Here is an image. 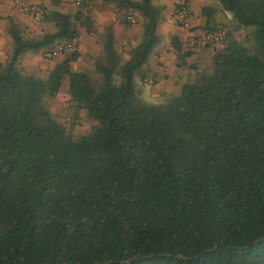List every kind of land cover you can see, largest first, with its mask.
Listing matches in <instances>:
<instances>
[{
	"label": "trees",
	"instance_id": "trees-1",
	"mask_svg": "<svg viewBox=\"0 0 264 264\" xmlns=\"http://www.w3.org/2000/svg\"><path fill=\"white\" fill-rule=\"evenodd\" d=\"M119 1L143 19L141 40L124 60L106 37L97 90L71 70L76 51L46 79L19 67L24 53L89 30L87 15L75 23L57 14V31L41 39L9 20L0 264H264V0H214L231 28L251 30L248 45L228 33L211 65L162 106L144 103L137 89L159 44L162 9ZM65 79L76 110L95 121L89 134L73 137L46 105Z\"/></svg>",
	"mask_w": 264,
	"mask_h": 264
},
{
	"label": "crops",
	"instance_id": "crops-1",
	"mask_svg": "<svg viewBox=\"0 0 264 264\" xmlns=\"http://www.w3.org/2000/svg\"><path fill=\"white\" fill-rule=\"evenodd\" d=\"M178 1L152 0L153 5L162 9L157 27L159 44L149 58L146 81L142 83V88L152 95L179 93L183 83L211 65L213 49L210 46L188 49L185 43L191 36L214 28L230 30L233 24L231 15L221 10L214 0H184L189 13V27L185 29L175 15ZM119 9L130 12L135 22L128 26L121 25L116 19V11ZM57 14L69 16L75 23L76 15H87L90 18L89 30L79 26L77 59L70 63L71 70L75 72L95 71V60L102 53L105 39L109 35L113 36L114 47L124 60L130 58L128 52L141 40L143 19L137 12L122 7L119 0H99L90 8H77L70 0H0V63L8 62L13 48L9 20L18 26L25 37L41 39L57 31ZM173 40L178 42L179 51L173 46ZM65 44L55 43L56 46L43 48L37 53H24L19 58L21 71L26 75L46 79L55 64L69 57V52L65 50L53 53ZM65 98H69V86Z\"/></svg>",
	"mask_w": 264,
	"mask_h": 264
},
{
	"label": "rangeland",
	"instance_id": "rangeland-1",
	"mask_svg": "<svg viewBox=\"0 0 264 264\" xmlns=\"http://www.w3.org/2000/svg\"><path fill=\"white\" fill-rule=\"evenodd\" d=\"M250 32V29L235 30L231 28L230 30H228V33L232 35L233 39L240 43L246 44L249 41ZM84 73L89 77L91 85L95 90L101 87L102 77L100 74L91 69L85 71ZM67 89L68 81L67 79H65L58 95L55 98H48L46 100V105L51 111L52 115L60 123V125L68 130L70 134L73 135V137L89 134L91 128L95 125V121L88 119L85 113L77 111L75 104L70 100V97L64 99V95ZM137 89L139 91V98L144 103L154 106L165 105L168 101L178 95V93L167 95L160 94V96L154 94L152 95L149 92H146L142 88V84L140 83H137Z\"/></svg>",
	"mask_w": 264,
	"mask_h": 264
},
{
	"label": "built area",
	"instance_id": "built-area-1",
	"mask_svg": "<svg viewBox=\"0 0 264 264\" xmlns=\"http://www.w3.org/2000/svg\"><path fill=\"white\" fill-rule=\"evenodd\" d=\"M98 1L99 0H70V2L77 8H90ZM175 15L181 26L187 29L189 27V13L186 9L184 0H179L176 4ZM116 19L123 26H128L135 22L134 16L130 12L122 9L116 11ZM227 36L228 32L225 29L207 31L197 36H191L185 44L188 49H193L197 46H210L211 48H216L225 41ZM79 41L80 38L74 39L73 41L66 43L62 48L59 47L58 50H54L53 53L55 54L60 50L68 52L76 51Z\"/></svg>",
	"mask_w": 264,
	"mask_h": 264
},
{
	"label": "water",
	"instance_id": "water-1",
	"mask_svg": "<svg viewBox=\"0 0 264 264\" xmlns=\"http://www.w3.org/2000/svg\"><path fill=\"white\" fill-rule=\"evenodd\" d=\"M264 237H262L260 240H262Z\"/></svg>",
	"mask_w": 264,
	"mask_h": 264
}]
</instances>
